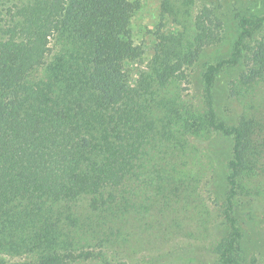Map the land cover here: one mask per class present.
<instances>
[{
    "label": "trees",
    "instance_id": "trees-1",
    "mask_svg": "<svg viewBox=\"0 0 264 264\" xmlns=\"http://www.w3.org/2000/svg\"><path fill=\"white\" fill-rule=\"evenodd\" d=\"M143 4L0 0V264H264V8L161 0L138 41ZM235 68L229 122L212 88Z\"/></svg>",
    "mask_w": 264,
    "mask_h": 264
},
{
    "label": "rangeland",
    "instance_id": "rangeland-1",
    "mask_svg": "<svg viewBox=\"0 0 264 264\" xmlns=\"http://www.w3.org/2000/svg\"><path fill=\"white\" fill-rule=\"evenodd\" d=\"M225 1L227 2L229 1L233 3L231 9H233L234 13H236L239 10L243 12L255 11L256 7L255 4L253 5V3H256L257 8H261V9L264 8V0H256V2H253L254 0H225ZM160 7H161V0H144V4L141 10L137 13L133 21L134 31L138 41L150 40L149 34L151 32V29H153L154 24L158 23L160 19V11H161ZM230 22H231V26L229 25V31H228L230 36H228V41L234 39V33H236L238 27L237 21H235L234 17H232ZM228 41L225 42L226 44L222 46L223 48L220 51L215 50L214 54L212 53L214 49H211V51L206 56L203 57V61H201L198 64V66L192 70V75H191L192 83L190 84V88L187 89L186 92L191 96H193L196 102L200 103L205 96L204 84L201 80L202 73L206 67L205 63L210 60H215L219 57L220 58L228 57L231 53V47ZM237 70H239V68L229 69L228 71L225 70L221 74H218L212 88L215 105L218 108V110L222 113V115L226 117V120L229 122L237 121L238 115L241 111L240 103H238V101H236L234 97L230 96V90L228 86L230 78L234 77ZM211 144H213L214 157L218 161V164L225 165L224 164L225 161L230 156V147H231L230 138L224 137L222 135H217L216 137H214ZM205 146L207 148L208 144ZM243 225H244V233H245V240H244L245 246L248 250L256 252L257 255V253H259V249H258L259 247L257 246V242L255 240L256 238L254 237L253 240L250 241L251 235L254 233V230H256V224L253 220H249L245 216Z\"/></svg>",
    "mask_w": 264,
    "mask_h": 264
}]
</instances>
